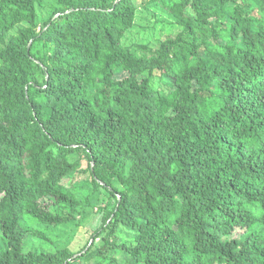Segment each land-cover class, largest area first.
Instances as JSON below:
<instances>
[{
    "label": "trees",
    "instance_id": "1",
    "mask_svg": "<svg viewBox=\"0 0 264 264\" xmlns=\"http://www.w3.org/2000/svg\"><path fill=\"white\" fill-rule=\"evenodd\" d=\"M45 1L0 0V264H76L25 247L76 221L79 154L115 202L95 264H264V0H148L182 28L149 54L135 0H55L39 29Z\"/></svg>",
    "mask_w": 264,
    "mask_h": 264
},
{
    "label": "rangeland",
    "instance_id": "2",
    "mask_svg": "<svg viewBox=\"0 0 264 264\" xmlns=\"http://www.w3.org/2000/svg\"><path fill=\"white\" fill-rule=\"evenodd\" d=\"M135 1L138 5L136 24L124 37L125 46L141 54H149L157 50L164 41L176 37L182 31L170 12L161 4H148V0ZM37 8V22L40 29L54 14L55 0H46L38 4ZM153 82L156 88L159 87L161 82L159 73L154 74ZM76 159L82 160L81 171L65 180L67 187L75 193L81 205L77 210L76 221L57 227L32 222V227L40 231L43 237L29 238L25 250L54 252L57 249L69 248L78 254L79 259L76 264H95L98 252L96 249L106 242L104 239L110 229L96 241L92 235L102 226L105 213L114 207L115 202L105 189L95 190L91 185L89 173H83L88 168V161L84 155L79 154ZM118 233L124 236L129 235L124 229H119ZM126 239L127 237L121 238L120 241L124 242ZM3 247L4 243L0 234V248ZM81 252L83 253L80 254Z\"/></svg>",
    "mask_w": 264,
    "mask_h": 264
}]
</instances>
